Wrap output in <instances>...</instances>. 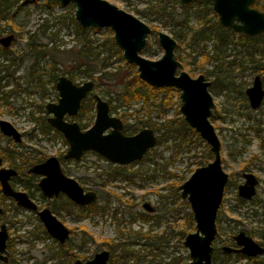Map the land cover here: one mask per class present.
<instances>
[{"label": "rangeland", "instance_id": "1", "mask_svg": "<svg viewBox=\"0 0 264 264\" xmlns=\"http://www.w3.org/2000/svg\"><path fill=\"white\" fill-rule=\"evenodd\" d=\"M107 1L136 15L151 30L154 27L157 28L147 36L146 46L140 52L143 57L156 60L163 54V49L157 39L159 31L169 34L176 40L172 30L173 22L159 14L158 11L160 6L166 3L168 8L180 13L182 10L179 2L175 0ZM209 6L211 7V4H193L190 25H196L200 13L204 12L210 17L212 12L207 10ZM198 9L201 11L198 12ZM138 11H143L144 14ZM8 14V18L0 19V38L14 34V39L8 47L3 48L9 50V59L0 51V67L11 63L12 58L14 62L8 68L10 73L7 76L5 69L0 72L1 76L5 75L0 84L3 86L2 90H13V92L8 95L6 103L0 100V119L13 124L22 134V140L15 143L11 138L7 139L8 137L0 131V150L5 149L7 153H12L15 156V164L27 169L32 164L44 160L37 161L43 156L47 158L53 155L59 158L66 152L68 144L60 132L51 130L43 135L35 127L36 119L40 120L49 115L45 110V105L49 102H56L58 94L53 87L55 82L48 74L50 71L48 56L39 64L38 72L43 76L42 82L38 85L28 83L30 59L25 56V40L29 33L36 30L38 25L46 20L50 25L47 30L56 34V46L60 50L63 48L70 51L77 50L79 42L75 38V27L70 21L71 15L74 17L72 4L62 6L58 3L49 6L45 0H17L8 9ZM8 19H11L9 22L14 30L7 25ZM109 35L110 29L106 27L89 32L94 45ZM237 35L238 33L233 34L234 37ZM48 46L50 47L51 44ZM256 46H259V41ZM0 47H2L1 44ZM205 51L212 53L209 43L206 44ZM226 53L230 54L226 59L234 58L230 48L226 50ZM174 55L175 57L180 55L184 64L183 67H178L177 71H186L192 77L201 73L199 67L201 56H197V51H192L183 44L179 51L177 47L175 48ZM19 56L22 59H18ZM254 57L260 59L261 51L255 52ZM112 58L114 64L107 70L118 75L109 81L94 83L90 97L92 93H96L115 108L114 113L128 114L127 122L130 124L134 123L137 118L141 121L150 119L158 125L182 115L180 111L177 112L180 106V91L175 88H172L168 94L167 103L170 105L165 109L160 108L158 103L152 104L150 101L145 103L142 100L131 99L126 102L120 95L123 84L114 81L120 75L118 71L125 70L126 61L124 58H118L117 55ZM238 60L239 57H236V61ZM261 62L264 63V57ZM242 64L245 67L242 73H229L231 82L227 88L219 85L214 74L207 77L209 81H214V85L209 87L214 102L209 120L220 140L222 167L231 174V182L224 190L223 202L216 217L217 234L212 241V264L247 263L243 255L232 254L231 257L226 258L225 252L221 250L223 245L236 246L232 237L240 230L245 231L254 240L264 242V103L258 109L245 107V102H247L245 89L252 85L256 75L260 76L264 87V72L257 74L251 71V63L248 61H242ZM67 65L59 64L57 74L68 77L69 73L66 69L71 66ZM203 68L204 70L213 69L210 62L205 63ZM73 71L77 84L90 79L81 69ZM133 71H137L136 67L131 72ZM93 75L98 76L99 72ZM161 98L162 96H159L155 102H159ZM94 113L93 104L92 107L89 106L81 111L77 116L78 119L75 120L91 124ZM65 118L73 120L67 116ZM208 150V144L200 136L197 144L190 148L175 146L169 140L161 145L156 144L148 155L129 165L128 172H136L132 180L121 177L106 178L105 173L109 171L110 166L95 152H85L80 160L60 161L61 168L66 175L75 178L86 190H95L98 195L92 208L80 210L74 206L71 212H67L58 207L59 213H54L68 228H74L75 244L79 241L82 227L88 232V237L93 238L88 240L83 250L78 251L79 254L85 256L84 259H79L82 261L90 259L97 251L105 248L100 243V239H115L119 235L126 237L128 229H131L141 232L150 231L151 234L169 235L170 237L167 244L160 248L150 247L144 244V240H140L139 243L132 245V250L136 256L142 258L137 260L136 257L129 256L120 259L119 264H165L171 259H174L176 264H189L188 249L183 245L184 236L181 237L179 231L186 227L189 233L194 229L186 224V218L191 209L188 202L180 197L178 186L188 179L196 167L205 165L211 160L207 155ZM8 163V160L4 161V166L8 167ZM246 165L259 178L254 203H240L237 200V185L242 181L240 168ZM26 169L21 179L18 177L12 179L13 187L28 193L40 207L45 206L47 202L52 205L50 202L54 199L44 197L37 186L40 176L28 174ZM0 201L5 206L4 214L0 216V224H6L11 244V247L7 249L11 259L7 263L0 261V264H44V259L48 255V246L57 244V242L41 231L40 238H34L33 231L36 232L41 226L43 227L35 211L17 206L12 197L3 194L1 188ZM143 202H149L154 207V211L144 210ZM55 203L59 206L61 202L57 200ZM55 203L53 202L54 205ZM102 208H107V211L103 212ZM113 211H116L115 216L112 215ZM138 213L159 216V221L156 223L154 219H150L146 222L138 218L130 222L131 215ZM76 249L74 248L73 251ZM259 257L264 259V256ZM70 262L68 264H73ZM48 263L49 261L46 264Z\"/></svg>", "mask_w": 264, "mask_h": 264}, {"label": "water", "instance_id": "2", "mask_svg": "<svg viewBox=\"0 0 264 264\" xmlns=\"http://www.w3.org/2000/svg\"><path fill=\"white\" fill-rule=\"evenodd\" d=\"M62 6H74V19L83 28H109L122 56L128 64L136 66L138 77L146 84L156 87H170L180 91L181 112L186 124L195 130L209 145L212 160L197 167L192 174L179 185L180 196L189 203L195 230L185 235L183 245L188 249L189 264H212V241L217 234L216 216L220 207L227 174L221 165L220 140L209 117L214 106L209 91L210 81L200 73L196 77L186 71H177L179 60L174 55L176 40L169 34L159 31L157 39L163 54L156 60L143 57L140 52L146 46L151 28L136 15L120 8L107 0H57ZM183 4L193 0H179ZM211 2L221 26L246 35L264 33V13L251 7L255 0H207ZM14 34L0 38L3 48L8 47ZM94 87L92 80L75 84L66 75H60L55 83L58 94L56 102L45 105L49 116L47 122L61 132L68 143L64 159H80L86 151H94L109 162L128 165L140 160L147 151L156 145L154 130L144 127L134 134L122 132L123 122L109 113V103L98 94H94L95 117L86 129H81L76 121H67L65 116H75L80 109L81 101ZM249 106L256 109L261 104L264 89L260 76L256 75L253 84L246 88ZM109 130V131H107ZM0 131L15 142L21 141L20 132L7 120L0 119ZM1 164V160H0ZM28 172L40 175L37 183L41 194L52 198L60 193L73 203L81 206L96 202L94 190H85L76 179L67 176L61 169L57 156H48L41 162L32 165ZM16 170L0 168V184L4 194L13 197L22 207L37 210V205L23 191H15L8 182ZM246 181L239 185V196L250 199L255 194L257 180L252 173L244 174ZM142 207L153 212L154 207L144 202ZM2 207L0 206V213ZM47 234L59 244H63L70 235L66 225L49 209L42 207L37 211ZM8 233L4 224L0 226V259L7 260L6 240ZM237 247L223 245L221 250L241 253L251 257L264 254V247L250 235L240 230L233 236ZM110 251L103 248L87 260L76 259L74 264H108ZM264 264V263H263Z\"/></svg>", "mask_w": 264, "mask_h": 264}, {"label": "trees", "instance_id": "3", "mask_svg": "<svg viewBox=\"0 0 264 264\" xmlns=\"http://www.w3.org/2000/svg\"><path fill=\"white\" fill-rule=\"evenodd\" d=\"M17 0H0V19L8 18V9L16 3ZM179 2V7L181 8L180 13H176V11L172 8H168V6L163 4L159 8V14L164 15L168 18V20L172 21V30L174 36L177 40V49L178 51L182 48V45L185 44L186 47L191 48L192 51H197V56H201V60L199 63V67L201 68V73H203L206 78L214 74L216 77V81H218L219 85L222 87H229L230 81V72L242 73L244 70V66L242 61H248L251 63L250 69L254 73L262 74L264 72V63L261 62V59L264 57V33H260L254 36H248L245 34L238 33L237 37H234L235 33L233 30L225 28L220 25L218 21V17L216 13L212 10V7H207V10H211L212 15L208 17L206 13H200L197 17V23L195 26L190 25V18L192 16V5L196 3H200L203 5L211 4V2L207 0H193L189 4H183L179 0H175ZM45 3L49 6H53L54 4H58L57 0H45ZM252 7L262 11L264 13V0H255L251 4ZM198 12L201 10L198 9ZM138 13L144 14L143 11H138ZM11 19H8L7 25H9L11 30H14V27L11 25ZM70 21L73 23L75 27V38L78 40L79 45L77 50L70 51L68 49L60 50L56 46L57 37L55 33L48 32V28L50 25L46 20H43L36 30L29 33L25 40V48L26 58L30 59V66L27 74L28 83H35L34 85H38L42 82L43 76L38 72L39 64L44 61L46 56L49 57L50 60V74L51 79L56 82L57 78L60 76L57 74L59 69V64L63 63L64 65H70L71 67L66 69L69 73L68 77L75 82L74 79V69H81L94 83H102L106 80L114 79L117 73H112L108 68H110L114 64L113 56L117 55L118 58L123 59L121 50L117 46L114 41L112 31L110 30V35L103 39L101 42L94 45L93 40L89 36V32L91 30H97V28H83L81 27L71 15ZM65 24V22H64ZM157 28H153L152 31H156ZM257 41H259V46H256ZM209 43L212 49V53H208L205 51L206 44ZM48 44H51L49 47ZM238 47V48H237ZM231 49L233 51L234 58L226 59L230 56L229 53H226L227 49ZM0 51L8 58V51L4 50L0 47ZM257 51H261V58L255 59L254 53ZM236 57H239V60L236 61ZM179 61V67H183L184 64L181 61L180 55L176 57ZM18 59H22L19 58ZM67 59V60H66ZM11 63L8 65H1L0 72L5 69L6 76L9 74L8 68L12 64L13 58L10 59ZM210 62L212 64L211 70H204L203 65L205 63ZM67 65V66H68ZM125 70H119L120 73L118 78H115L114 81L116 83H122L123 88L120 95L124 98L126 102L132 100H142L145 103L149 101L152 104L158 103L160 108L165 109L169 107V103H167V97L169 92L172 90L170 87H162L156 88L152 87L145 82H143L139 77L137 71L132 70L135 69V65L124 63ZM66 66V67H67ZM65 70V71H66ZM99 72L98 76H94L95 72ZM5 75H0V82ZM210 86L214 85V81H210ZM55 87V85L53 86ZM3 86L0 84V93L2 96L0 100L3 103L7 102V97L13 90L4 91L2 90ZM162 96L159 102H155V100ZM94 101L92 97H87L82 101L81 111L86 109L89 106H93ZM42 107V106H41ZM245 107H249L248 103L245 102ZM44 108V107H42ZM179 112V109H177ZM128 114H126V118L124 121L126 122ZM82 128H85L87 124L80 123ZM150 127L154 130V132L158 133L157 135V145H161L163 143H167L168 140L170 143H173L178 147H192L197 144V139L199 135L192 128H190L183 119V116H179V118L173 120H167L164 123L156 125L150 119H146L141 121L136 118V121L132 124L125 123L124 125V133L133 134L137 132L141 127ZM36 129L43 134H48L53 129L46 121V117H42L40 120L36 119L35 123ZM59 133L58 131H56ZM8 139V138H7ZM149 154V151L147 155ZM207 155L209 158H212L211 152L208 150ZM11 157H15L11 153ZM45 159V156L39 158L37 161ZM203 164V163H202ZM128 166H119L113 165L110 167L109 171H107L106 178H118L132 180L135 175V171L128 172ZM163 196V195H162ZM61 203L55 205L52 203L50 205V209L54 213H59V208L65 209L67 212H71L72 207L75 206L67 198H58ZM47 205H49L47 203ZM59 207V208H58ZM91 206H85L84 208H92ZM78 209L83 210L82 207L77 206ZM102 211H107V208H102ZM116 211L112 212V215L115 216ZM141 219L143 221H149L150 219H154L156 223L159 221V216H151L144 213H138L137 215H131V221L136 219ZM219 220V219H218ZM192 212H188V216L186 218V224L188 227H192L195 229L193 222ZM46 233L45 229L41 226L36 232H33L34 238H40L39 233ZM187 233V228H182L179 231L181 237H185ZM74 228H70V238L63 245L53 244L48 246V255L44 259V264L49 261L48 264H74V261L78 258L84 259L85 256L79 254L78 251L84 249L88 240L93 239L88 237V232L82 227V233L80 235L79 241L74 243ZM169 235L158 236L156 234H151L150 231H132L128 229L126 237L121 235L117 236V238H105L100 239V243L105 246V248L109 249L111 252V256L108 264H119L120 259L127 258L129 256L136 257L137 260H140L138 256L133 253L132 245L139 243L140 240H144V244L150 247L160 248L162 245L167 244ZM233 244V242H230ZM32 247V245H31ZM74 248H77L76 251H73ZM226 258L232 256L231 253H225ZM188 258V257H187ZM262 263V259L258 258H248V262L246 264H260ZM165 264H176L174 259H171L170 262H165Z\"/></svg>", "mask_w": 264, "mask_h": 264}, {"label": "flooded vegetation", "instance_id": "4", "mask_svg": "<svg viewBox=\"0 0 264 264\" xmlns=\"http://www.w3.org/2000/svg\"><path fill=\"white\" fill-rule=\"evenodd\" d=\"M210 2V1H209ZM189 4V3H188ZM252 4V3H251ZM251 6V5H250ZM212 7V6H211ZM252 7V6H251ZM254 8V7H253ZM213 10V9H212ZM217 15V14H216ZM229 29V28H228ZM232 30V29H231ZM152 31V30H151ZM234 31V30H233ZM235 33H240V32H236V31H234ZM241 34H243V33H241ZM246 35V34H245ZM258 35V34H257ZM248 36H250V35H248ZM252 36H254V35H252ZM177 42V41H176ZM177 46V45H176ZM3 48V47H2ZM123 57V56H122ZM177 59V58H176ZM178 60V59H177ZM180 62V61H179ZM136 67V66H135ZM203 74V73H202ZM206 77V76H205ZM69 78V77H68ZM207 79V78H206ZM90 80V79H89ZM208 80V79H207ZM254 80V79H253ZM87 81V80H86ZM85 82V81H84ZM94 82V81H93ZM56 83V82H55ZM75 83V82H74ZM75 84H77V83H75ZM211 84V83H210ZM252 84H253V82H252ZM210 87V86H209ZM262 87H263V85H262ZM248 88V87H247ZM56 89V88H55ZM263 89H264V87H263ZM246 90V89H245ZM92 92V90L90 91V92H88V94H87V96L83 99V100H85L87 97H89V95H90V93ZM94 94H96V93H92V99H93V101H94V110H95V100H94V98H93V95ZM245 95H246V93H245ZM246 98H247V96H246ZM82 100V101H83ZM82 101H81V106H82ZM247 103H248V106H249V102H248V98H247ZM264 103V96H263V99H262V101H261V104L259 105V107L262 105ZM81 106H80V109L78 110V112H77V114L75 115V116H68V115H66L67 117H70L71 119H73V120H67V121H76L75 119H78L77 118V116L80 114V112H81ZM250 107V106H249ZM258 107V108H259ZM251 108V107H250ZM258 108H256V109H258ZM252 109V108H251ZM46 110V109H45ZM113 110H115V108L113 107V106H110L109 105V113H110V115H112V116H116V117H118V118H120L121 120H122V122H123V128H122V132L124 133V131H123V129H124V125H125V123L127 122V120H126V122L124 121V118H126V114H122V113H114V111ZM49 114V113H48ZM49 116V115H48ZM47 116V117H48ZM65 116V117H66ZM46 117V118H47ZM64 117V118H65ZM94 117H95V113H94ZM65 120H66V118H65ZM94 120V119H93ZM47 121V120H46ZM77 122V121H76ZM48 123V122H47ZM78 124H79V126L81 127V125H80V123L81 122H77ZM92 123H93V121H92ZM91 123V124H92ZM128 123V122H127ZM49 124V123H48ZM84 124H87V123H84ZM91 124H87V126L85 127V128H82L81 127V129H86V128H88ZM13 125V124H12ZM50 125V124H49ZM14 126V125H13ZM15 127V126H14ZM52 127V126H51ZM145 127H147V126H145ZM16 128V127H15ZM53 128V127H52ZM144 128V127H143ZM17 129V128H16ZM53 129H55V128H53ZM142 129V128H141ZM18 130V129H17ZM56 130V129H55ZM140 130V129H139ZM138 130V131H139ZM19 131V130H18ZM56 131H58V130H56ZM107 131H109V130H107ZM195 131V130H194ZM59 132V131H58ZM196 132V131H195ZM2 133V132H1ZM61 133V132H60ZM136 133V132H135ZM3 134V133H2ZM21 134V133H20ZM124 134H126V133H124ZM134 134V133H133ZM155 134H156V132H155ZM4 135V134H3ZM126 135H131V134H126ZM199 135V134H198ZM4 136H6V135H4ZM63 136V135H62ZM6 137H8V139L9 138H11V137H9V136H6ZM64 137V136H63ZM156 137H157V135H156ZM201 138V137H200ZM12 139V138H11ZM65 139V138H64ZM21 140H22V134H21ZM12 141H14L13 139H12ZM66 141V140H65ZM15 142V141H14ZM21 142V141H20ZM67 142V141H66ZM15 143H19V142H15ZM68 144V143H67ZM156 144H157V142H156ZM209 146V145H208ZM152 149V148H151ZM150 149V150H151ZM67 150H68V148H67ZM67 150H66V152H67ZM149 150V151H150ZM209 151H210V149H209ZM65 152V153H66ZM86 152H88V151H86ZM91 152H94V151H91ZM211 152V151H210ZM64 153V154H65ZM85 153V152H84ZM83 153V154H84ZM96 153V152H95ZM147 153H148V151L145 153V155L142 157V158H144L146 155H147ZM63 154V155H64ZM82 154V155H83ZM97 154V153H96ZM212 154V153H211ZM63 155H61V156H59V162L60 161H63V160H74V159H64L63 158ZM82 155H81V157H82ZM97 155H99V154H97ZM100 156V155H99ZM81 157H80V159H81ZM102 157V156H101ZM213 157V156H212ZM255 156H253V158H254ZM14 158L15 157H11V153H7V151L5 150V149H1L0 150V160H1V164H0V168H11V169H14V170H16V174L15 175H12V176H10L9 177V179H8V182H9V184L11 185V187H12V189L13 190H15V191H21V190H17V189H15L14 187H13V184H12V179L13 178H16V177H18L19 179H21V175H25V173H24V169H26V168H21L20 166H18L17 164H15V162H14ZM102 158H104V157H102ZM141 158V159H142ZM46 159V158H45ZM80 159H78V160H80ZM105 159V158H104ZM140 159V160H141ZM6 160H8V167H5L4 166V161H6ZM107 162H108V165L111 167V166H113V165H119V164H115V163H112V162H109L107 159H105ZM211 160H212V158H211ZM210 160V161H211ZM221 160H222V154H221ZM43 161V160H42ZM74 161H76V160H74ZM139 160H136V161H133V162H131L130 164H128V165H119V166H128L129 167V165H131L132 163H135V162H138ZM209 161V162H210ZM41 162V161H40ZM251 162V161H250ZM36 163H38V162H36ZM36 163H34V164H36ZM34 164H32V165H34ZM207 164V163H206ZM31 165V166H32ZM221 165H222V161H221ZM30 166V167H31ZM61 166V165H60ZM203 166V165H202ZM30 167H28L27 169H26V172L28 173V174H32L33 176H35V175H37V174H34V173H30V172H28V169L30 168ZM197 168V167H196ZM195 168V169H196ZM223 168V167H222ZM62 169V168H61ZM194 169V170H195ZM223 170H224V168H223ZM63 171V170H62ZM225 171V170H224ZM226 172V171H225ZM245 173H252V174H254V176H255V178H256V180H257V183H256V185H255V194H256V188H257V185H258V183H259V178H258V176L255 174V173H253L252 171H251V169L249 168V166H243L242 168H240V175H241V177H242V181L237 185V200L240 202V203H245V202H251V203H254V202H256V199H255V194L250 198V199H245V198H243V197H241V196H239V194H238V187H239V185H241V184H243L245 181H246V178H245V176H244V174ZM65 174V173H64ZM226 174H227V180H226V183H225V185H224V190H225V188H226V186L231 182V174H229L228 172H226ZM37 176H40V175H37ZM68 176V175H67ZM41 177V176H40ZM73 178V177H72ZM40 179V178H39ZM75 179V178H74ZM27 183H29V179H27ZM38 183V182H37ZM79 183V182H78ZM38 186V185H37ZM83 187V186H82ZM0 188H1V184H0ZM39 188V187H38ZM84 188V187H83ZM85 189V188H84ZM178 189H179V186H178ZM86 190V189H85ZM180 190V189H179ZM224 190H223V195H224ZM1 191H2V189H1ZM95 191V190H94ZM3 192V191H2ZM23 192H25V191H23ZM96 192V191H95ZM26 193V192H25ZM4 194V193H3ZM27 194V196L30 198V200L32 201V202H34L36 205H37V210H33V209H30V208H27V207H22V206H20V205H18L17 203H16V201H15V199L13 198V200L15 201V204L17 205V206H20V207H22V208H26V209H30V210H32V211H35V213H36V215H37V211L39 210V209H41L42 207H40V206H38V204L29 196V194L28 193H26ZM96 194H97V192H96ZM6 195V194H5ZM9 196V195H8ZM11 197V196H10ZM67 198L66 197V195H64V194H62V193H60L59 195H57V196H54V197H52V198H47V199H54L55 201H57V199L58 198ZM181 197V196H180ZM68 199V198H67ZM97 199H98V195H97ZM51 201V202H55V201ZM186 200V199H185ZM71 201V200H70ZM97 201V200H96ZM50 202V203H51ZM72 202V201H71ZM222 202H223V197H222V201H221V204H222ZM48 203V202H47ZM73 203V202H72ZM144 203V202H143ZM142 203V204H143ZM75 204V203H74ZM94 204V203H93ZM189 204V203H188ZM220 204V205H221ZM92 205V204H91ZM91 205H86V206H91ZM0 206L2 207V212L0 213V216L1 215H3L4 214V212H5V206L3 205V203L0 201ZM46 207H49V209H50V205H45ZM45 206H43V207H45ZM75 206L77 207V206H80V207H82V208H84L85 206H81V205H77V204H75ZM51 210V209H50ZM145 210V209H144ZM219 210V209H218ZM52 211V210H51ZM54 213V212H53ZM217 213H218V211H217ZM38 216V215H37ZM217 217V216H216ZM39 218V217H38ZM42 223V222H41ZM2 224H4L5 225V227H6V231H7V233H8V238H7V240H6V252H4L3 253V255H5V256H7V260L5 261V260H2V259H0V261H2V262H4V263H7L11 258H10V256H9V253H8V250L7 249H9L10 247H11V244H10V239H9V232H8V230H7V226H6V224L5 223H1L0 224V226L2 225ZM43 225V224H42ZM67 227V226H66ZM43 228H44V226H43ZM68 228V227H67ZM45 229V228H44ZM69 229V231H70V228H68ZM195 230V229H194ZM46 231V230H45ZM33 232H35V231H33ZM245 232V231H244ZM47 233V232H46ZM246 233V232H245ZM247 234V233H246ZM32 235H33V233H32ZM49 235V234H48ZM249 235V234H248ZM50 236V235H49ZM234 236V235H233ZM51 237V236H50ZM252 237V236H251ZM69 238H70V235H69ZM69 238L67 239V240H69ZM233 238V237H232ZM253 238V237H252ZM54 239V238H53ZM254 239V238H253ZM55 240V239H54ZM66 240V241H67ZM56 241V240H55ZM65 241V242H66ZM234 241V240H233ZM256 241V240H255ZM57 242V241H56ZM64 242V243H65ZM257 243H259L261 246H263L264 247V242L263 241H256ZM58 243V242H57ZM63 243V244H64ZM235 243V242H234ZM59 244V243H58ZM63 244H60V245H63ZM236 245V244H235ZM222 247V246H221ZM232 247V246H231ZM235 247H237V246H235ZM109 250V249H108ZM110 251V250H109ZM223 251V250H222ZM225 253H226V251H224ZM227 253H231V254H239V255H243V254H241V253H236V252H227ZM212 255H213V253H212ZM110 256H111V252H110ZM244 257H246V260H247V262H248V258H258V259H262V263H260V264H263L264 263V259L263 258H260L259 256H264V254H261V255H256V256H251V257H248V256H245V255H243ZM79 259V258H78ZM110 259V258H109ZM109 262V261H108Z\"/></svg>", "mask_w": 264, "mask_h": 264}]
</instances>
